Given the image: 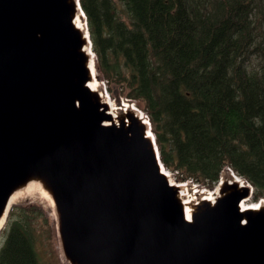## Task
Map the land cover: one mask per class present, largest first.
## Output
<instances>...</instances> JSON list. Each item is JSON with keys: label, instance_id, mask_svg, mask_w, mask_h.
Listing matches in <instances>:
<instances>
[{"label": "water", "instance_id": "obj_1", "mask_svg": "<svg viewBox=\"0 0 264 264\" xmlns=\"http://www.w3.org/2000/svg\"><path fill=\"white\" fill-rule=\"evenodd\" d=\"M0 1V221L9 211L10 198L30 183L37 182L55 199L54 208L61 246L69 264H264V205L259 208H241L242 200L251 196V185L243 179L241 181L233 170H224L220 193L215 201L199 197V200L190 206L192 220H188L184 196L180 195L178 187L170 185L163 173L154 138L150 135L149 126L141 112L132 106L128 109L120 108L117 115H114L110 111L108 99L105 101L103 98L102 88L90 87L89 83L95 79V74L91 67L90 45L84 33H80L84 46L80 61L72 62L74 72L76 69V72H79H75L74 80L68 88L59 89L63 79L61 72H64L61 60L64 56L69 59L70 55L63 40L59 44L60 50L52 74L48 70L51 61L40 65L41 74L49 78V83L46 88L44 82H41V88H29L26 96L29 105L25 109V116L34 122L32 126L25 128L27 131L21 130L19 127L23 124L14 120L10 103L21 84L26 64L46 47L40 43L41 39L37 38L38 31L56 17L53 11H50L53 9L49 0H24L26 6L23 8V1L21 5L15 4L14 0ZM8 2L14 3L13 11L5 10V4ZM63 3L59 10L66 25L78 32L76 18L82 10L77 0H65ZM51 41L54 45L59 43L54 38ZM56 75L58 79H55ZM34 81L37 80L31 83L34 84ZM37 101H41L38 108ZM67 101L80 103L76 109L80 116L82 115V121L84 120L83 129L73 123L70 117L71 107ZM61 102H65L68 109H65L67 106H63ZM53 130L55 141L50 146L51 149L45 150L41 141L45 137V131L50 136ZM83 131L90 132L87 139L80 134ZM57 132H61V135ZM99 132H103L102 138L98 137ZM14 134H20L24 138L28 134L30 136L27 146L21 149V165L29 162L33 165L27 170H10L5 163L8 140ZM67 145L71 149L77 145L79 154L74 174L79 178L99 161L103 151L108 148L109 166L117 165L115 159L130 156L126 170L131 176L139 177L152 169L154 176L162 181L154 189L150 187V183H144L136 190V194H133V199V195L126 194L112 198L106 190L110 183L104 172L94 186H84L79 182L80 179L65 174L66 186H76L70 203L63 202L58 199L56 185L50 186L44 177L43 182L29 177L36 175L31 174L36 172L35 169L46 168L38 162L39 156L42 157L44 152L51 151L47 153L50 158H55V154L56 157H62ZM39 177L42 178L40 175ZM162 226L165 227L164 230Z\"/></svg>", "mask_w": 264, "mask_h": 264}, {"label": "trees", "instance_id": "obj_2", "mask_svg": "<svg viewBox=\"0 0 264 264\" xmlns=\"http://www.w3.org/2000/svg\"><path fill=\"white\" fill-rule=\"evenodd\" d=\"M81 3L98 70L144 103L165 165L210 184L229 166L264 196V0ZM37 217L12 207L0 264H41Z\"/></svg>", "mask_w": 264, "mask_h": 264}, {"label": "bare ground", "instance_id": "obj_3", "mask_svg": "<svg viewBox=\"0 0 264 264\" xmlns=\"http://www.w3.org/2000/svg\"><path fill=\"white\" fill-rule=\"evenodd\" d=\"M23 1V2H22ZM1 2V1H0ZM21 2L23 3V6H26V3L24 0H14L15 4H20ZM50 4H51V9L50 11H53V13L55 14L56 19L52 20L50 22H48L47 24H45L43 26V28L41 30L38 31V36L37 38L41 39L40 43L44 44L45 49L40 52L38 54V56H36L35 58H31L28 63L26 64L25 67V73L22 78L21 84H19L20 86L17 88L16 92H15V96L12 98L11 103H10V107L12 110V116L15 118L14 120L16 122H18L19 124H23L22 127L20 125V129L23 131H27V129L25 128H29L30 126L33 125L34 120L30 119L28 116H25V109L28 107V102L26 100V96L28 94V90L29 88H41V82H44V88H46V86H48L49 83V78L47 76H43L45 74H41L40 71V65L42 63H44L45 61H51V65L50 68L48 69L49 72L51 73L53 67L56 64V60H57V54H58V50L59 49V44L62 41L64 44V46H66L68 52H69V59L68 58H62V64H63V68L64 72L63 73V79L61 81V87L60 88H68L70 86V84L72 83V81L74 80V68H73V60L78 62L80 61L81 58V53L84 50V46L82 43V40L80 38V33H84L85 34V38L87 40V36H86V31H85V22H84V16L82 17L81 13H78V16L76 18V27H77V31L73 30L68 24L66 25V21L62 16V12L59 10L60 6H62V4H64L63 2H65V0H49ZM13 2H8L5 5V10L9 11V10H14L15 5ZM19 5V6H20ZM66 6V5H65ZM26 8V7H25ZM23 10V9H22ZM21 10V11H22ZM28 12V11H27ZM32 13V12H31ZM32 26V25H31ZM51 33H54L53 35H51ZM52 38L55 39V41L57 40L59 43L57 45H54V43L51 41ZM10 44V43H9ZM56 44V43H55ZM11 45V44H10ZM40 46V45H39ZM16 48V47H15ZM39 48V47H38ZM34 51V49H33ZM31 53V52H30ZM34 54V53H33ZM60 60V59H59ZM4 62V61H3ZM61 64V63H60ZM5 64H3L4 66ZM42 66V65H41ZM45 65H43L44 67ZM47 66V65H46ZM46 68V67H45ZM44 68V69H45ZM42 69V68H41ZM47 70V68H46ZM61 71V70H60ZM79 72V71H78ZM76 72V74L78 73ZM20 74V73H19ZM47 74V73H46ZM52 74V73H51ZM51 74H47V75H51ZM79 75V74H78ZM53 76V75H52ZM55 76V75H54ZM58 76L56 75L55 79ZM2 79V78H1ZM54 79V80H55ZM7 80V79H6ZM33 80H37L34 84L31 83ZM52 81V80H51ZM59 81V80H58ZM54 82V81H53ZM60 82V81H59ZM56 83H58L56 81ZM77 84V83H76ZM75 85V84H74ZM90 87L92 89H96L99 88L100 82L95 79L93 81L90 82ZM53 86V84H52ZM78 87V86H77ZM43 88V89H44ZM52 89V88H51ZM61 89V91H62ZM40 90V89H39ZM65 91H67L66 89H64ZM33 91V90H32ZM76 91V90H75ZM41 92V91H40ZM72 92V91H71ZM52 93V91L50 92ZM60 93V91H59ZM72 94V93H71ZM32 95V94H31ZM52 95V94H51ZM67 95V94H66ZM69 95V94H68ZM79 95V94H78ZM103 98L105 99V101H107L106 95L105 93H102ZM30 96V95H29ZM58 96V93H57ZM69 97V96H68ZM79 97V96H78ZM61 98V97H60ZM65 98V97H64ZM76 98V97H75ZM52 100V99H51ZM65 100V99H64ZM68 100V99H67ZM60 101V99H59ZM63 101V100H62ZM66 101V100H65ZM38 102V101H37ZM73 101H67V104H70L71 107V112H70V117L73 121V123L75 122L76 126L79 129H83L82 127V118L79 114V112L77 111L76 107L80 106V103L77 102L76 104ZM108 102L111 105L110 111L111 113H113L114 115H117V105L114 103V101L110 98H108ZM107 102V103H108ZM65 103V102H64ZM64 103L61 102V104L63 105ZM84 103V102H83ZM41 101H39L37 103V108L40 106ZM75 104V105H74ZM85 104V103H84ZM65 105V104H64ZM63 105V106H64ZM32 106V105H31ZM67 108L65 107V109H68V105ZM83 106V105H82ZM54 107V106H53ZM58 107V106H57ZM82 108V107H81ZM88 108V107H87ZM63 109V108H62ZM60 110V109H59ZM61 111V110H60ZM59 111V112H60ZM67 111V110H66ZM83 111V110H80ZM57 113V112H56ZM55 113V115H56ZM43 114V113H42ZM48 114V112H47ZM52 114V113H51ZM46 115V114H45ZM54 115V113H53ZM52 115V116H53ZM57 115H61V114H57ZM84 116V115H83ZM87 116V115H86ZM93 116V115H92ZM100 116V115H99ZM44 117V116H43ZM91 117V116H90ZM64 118V117H63ZM95 118V117H94ZM41 119V118H40ZM87 119V117H86ZM91 119V118H90ZM66 120V119H65ZM96 120V118H95ZM58 121V120H57ZM97 121V120H96ZM44 122V121H43ZM42 122V124H43ZM50 122V121H49ZM53 122V121H52ZM60 122V121H59ZM12 123V121L10 122ZM72 123V124H73ZM57 124V123H56ZM55 124V125H56ZM71 124V125H72ZM15 125H17V123H15ZM60 125V124H59ZM74 125V124H73ZM94 125V124H93ZM46 125L44 124V127ZM52 126V125H51ZM96 126V125H95ZM41 128V124L39 126ZM38 127V128H39ZM43 127V128H44ZM58 127V125H57ZM75 127V126H74ZM42 128V130H43ZM48 128V127H46ZM50 128V127H49ZM51 129V128H50ZM58 129V128H56ZM38 130V129H37ZM46 130V129H45ZM59 130V129H58ZM41 131V130H40ZM78 131V130H77ZM104 131V130H103ZM29 132V131H28ZM122 132V131H121ZM120 132V133H121ZM39 133V132H38ZM49 133V132H48ZM59 133V136L61 135V132H57ZM67 133V132H66ZM68 134V133H67ZM83 135V138L87 139L90 136V132L89 131H83L82 133H80ZM93 134V133H92ZM42 135V134H41ZM45 137H43V141H41V144L44 145V149L46 150L47 148H50V146L54 143L55 141V131L53 130L52 134L50 136H48L46 134L45 131ZM106 135V134H105ZM104 135V136H105ZM38 136V135H37ZM36 136V138H37ZM57 136V134H56ZM63 136L65 137L64 133ZM92 137V136H91ZM99 138L103 137V132H99L98 134ZM34 138V137H33ZM72 138V137H71ZM7 140V136L5 138ZM69 139V137H68ZM74 139V138H73ZM77 139V138H76ZM30 140V136L28 134L27 137H22L20 134H14L12 135V137L8 140V147H7V160H6V165L10 170H22L25 169L27 170L29 167H32V164H29L30 162L27 159V164L25 165H21V153L22 152V148L23 146H27L28 141ZM32 140V139H31ZM72 140V139H71ZM91 140V139H90ZM93 140V139H92ZM36 141V140H35ZM60 141V140H59ZM73 141V140H72ZM104 141V140H103ZM66 142V141H65ZM64 142V143H65ZM89 142V141H88ZM63 143V144H64ZM67 143V142H66ZM32 145V143H29ZM91 144V143H90ZM127 144V143H126ZM124 144V145H126ZM133 144V143H132ZM154 144L156 147L159 146L157 144V137L155 134V140H154ZM6 145V144H4ZM34 145V143H33ZM36 145V144H35ZM70 145V142H69ZM84 145V144H83ZM99 145V144H98ZM104 145V143H103ZM135 145V144H134ZM89 146V145H88ZM106 147V146H105ZM126 147V146H125ZM5 148V147H4ZM107 148V147H106ZM51 149V148H50ZM66 150L64 151V153L62 154V157L57 156L55 154V158H50L49 155L47 154L49 151H46V153L44 152V154H42V157L39 156V161L42 165L46 166V168H42L40 170H36V172L31 173V174H37V173H44L46 175V177L50 178V181L54 183V186L56 185L58 187V199H61L63 202H69L71 200V196L72 193L74 191V188L76 186V184L71 187L68 188L66 186V176L69 177H74V178H78L80 179V183H82L84 186H94L100 175L104 172L108 177L109 183L110 185H108L109 187L106 188V190L109 191V193L115 197V195H122V194H126V195H133L136 194V190H138L139 188H141L144 183H150L152 187V189H154L156 187V185L158 183H160L162 180L159 177H155V172L154 170H150L146 173L141 174V178L139 177H133L131 176L126 168L127 165L130 161V156H124L123 158H121L120 160L115 159V163H117V165H113V166H109V151L108 148L103 151L104 153L101 155L99 161L92 166L81 178H79L76 174H74V171L76 170V163H77V156L79 154L78 152V148L77 145H74V148L71 149L70 146H66L65 148ZM90 149V148H89ZM21 150V151H20ZM24 150V149H23ZM88 150V149H87ZM135 150V149H134ZM160 150V149H159ZM28 151V150H25ZM24 151V152H25ZM124 151V150H123ZM131 151V150H130ZM129 151V152H130ZM51 152V151H50ZM49 152V153H50ZM96 152V150H95ZM60 153V152H59ZM135 153V151H134ZM137 153V152H136ZM27 154V153H26ZM121 154V153H120ZM124 154V153H123ZM115 155V154H114ZM130 155V154H129ZM133 155V154H132ZM23 156V155H22ZM26 156V155H25ZM24 156V157H25ZM52 156V155H50ZM80 156V155H79ZM135 156V155H134ZM133 156V157H134ZM29 157V156H28ZM114 157V156H113ZM119 157V156H118ZM27 158V156L25 157ZM36 160V159H35ZM32 163V162H31ZM80 163V162H79ZM39 165V164H38ZM92 165V164H91ZM37 168V166H36ZM80 168V167H79ZM147 168V167H146ZM149 168V167H148ZM132 173V172H131ZM147 177V178H146ZM43 178V176H42ZM139 178V179H137ZM69 182V181H68ZM77 182V181H76ZM78 185V184H77ZM149 186V185H147ZM98 187V186H97ZM105 187V185H104ZM77 188V187H76ZM81 188V187H80ZM83 188V187H82ZM81 188V189H82ZM100 188V187H98ZM35 189H40V191L47 197H49V195L43 191L41 189V186L37 183V182H32L29 184L28 187H26L23 190H20L18 192H16L10 199L9 201V206L10 204L16 203L20 198H24L25 196H29L31 194L34 193ZM94 191V190H93ZM85 193V192H84ZM219 191L217 190H209L208 191V199H214L217 195H218ZM78 195V194H77ZM105 196V195H104ZM60 197V198H59ZM133 197H135V195H133L131 197V199H133ZM156 197H157V193H156ZM145 198V197H144ZM126 199V198H125ZM128 199V198H127ZM117 200V199H116ZM250 200V198H246L241 202V207L243 208H247V207H253V208H257L260 206V204L264 205V198L260 199V201H258L257 204H248V201ZM109 201V200H108ZM107 201V202H108ZM215 201V200H214ZM76 202V201H75ZM165 202V201H164ZM163 202V203H164ZM162 203V204H163ZM137 204V203H136ZM69 205V204H68ZM150 205V204H149ZM63 206V205H62ZM96 206V205H95ZM114 206V205H113ZM165 207V205H164ZM163 207V208H164ZM64 209V208H63ZM141 210V209H140ZM158 210V209H157ZM165 210V209H164ZM144 211V210H143ZM167 211V210H166ZM7 212V211H6ZM118 212V211H117ZM129 212V211H128ZM141 212V211H140ZM162 213V212H161ZM127 214V213H126ZM144 214V213H143ZM160 214V213H159ZM166 214V213H165ZM115 215V214H114ZM168 215V214H167ZM5 214L2 217V220L0 221V229L4 224L5 218H4ZM125 218V217H124ZM141 218V217H140ZM138 220V219H137ZM149 220V219H148ZM159 220V219H158ZM137 223V222H136ZM140 223V222H139ZM146 227V226H145ZM154 227V226H152ZM163 227V226H162ZM136 228V227H135ZM162 229V228H160ZM159 229V230H160ZM165 229V227H163V230ZM160 232V231H159Z\"/></svg>", "mask_w": 264, "mask_h": 264}, {"label": "rangeland", "instance_id": "obj_4", "mask_svg": "<svg viewBox=\"0 0 264 264\" xmlns=\"http://www.w3.org/2000/svg\"><path fill=\"white\" fill-rule=\"evenodd\" d=\"M120 44H123V48L121 49L123 50L124 53H126L124 49L128 48L127 41L121 40ZM96 59H97V56H96ZM99 79L101 82L105 83L106 87L108 88L112 96V100L114 101L115 104L119 105L122 103L123 100H125V98H127L125 94L127 90L124 88V85L122 83L115 84L114 81H111L103 77H99ZM134 101L136 103L138 102L136 99H134ZM142 110L147 114V112L143 108ZM2 143H4V141ZM39 175L46 178L47 181L49 182L48 183L49 185H54V183L50 181V178L46 177L44 173H41V174L37 173L36 175H31V177L29 178L30 179L35 178V181L43 182L44 181L43 178L39 177ZM200 183L201 185L207 187L211 191H213L215 188L214 183L210 184V182L207 180H200ZM254 199H255V192H254V195L251 201ZM27 201L40 203L45 208V212L44 214H42L41 218L37 217L33 220V225L37 226V230L35 231V235H36L35 244H36L38 257H39L41 264H66L61 256V251L59 248V238H58L57 229H56L55 215H54V211L50 207L49 202L39 190H36L30 197H25L23 199L20 198L17 201L18 202L17 204H22ZM249 201H248V204L258 203V202L249 203ZM40 219H41V222H40ZM6 237H7V234H3L0 236V248L4 244Z\"/></svg>", "mask_w": 264, "mask_h": 264}]
</instances>
